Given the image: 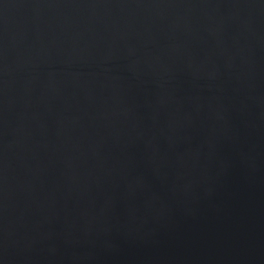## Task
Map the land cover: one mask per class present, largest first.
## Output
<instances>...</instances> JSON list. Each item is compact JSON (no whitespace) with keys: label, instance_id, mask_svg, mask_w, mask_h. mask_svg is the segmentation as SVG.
I'll list each match as a JSON object with an SVG mask.
<instances>
[{"label":"water","instance_id":"water-1","mask_svg":"<svg viewBox=\"0 0 264 264\" xmlns=\"http://www.w3.org/2000/svg\"><path fill=\"white\" fill-rule=\"evenodd\" d=\"M0 264H264V0H0Z\"/></svg>","mask_w":264,"mask_h":264}]
</instances>
